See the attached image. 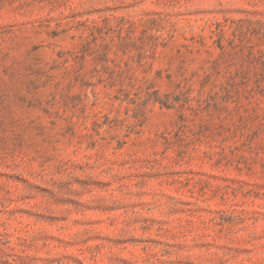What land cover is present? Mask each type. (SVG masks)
Returning <instances> with one entry per match:
<instances>
[{
  "label": "rangeland",
  "instance_id": "rangeland-1",
  "mask_svg": "<svg viewBox=\"0 0 264 264\" xmlns=\"http://www.w3.org/2000/svg\"><path fill=\"white\" fill-rule=\"evenodd\" d=\"M0 264H264V0H0Z\"/></svg>",
  "mask_w": 264,
  "mask_h": 264
}]
</instances>
